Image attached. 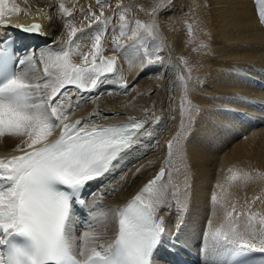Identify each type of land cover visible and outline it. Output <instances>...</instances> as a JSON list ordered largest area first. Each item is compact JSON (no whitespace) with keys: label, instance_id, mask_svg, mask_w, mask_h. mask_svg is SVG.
I'll return each mask as SVG.
<instances>
[{"label":"snow or ice","instance_id":"obj_1","mask_svg":"<svg viewBox=\"0 0 264 264\" xmlns=\"http://www.w3.org/2000/svg\"><path fill=\"white\" fill-rule=\"evenodd\" d=\"M260 2L264 5V0ZM96 4L98 13L91 7L85 13L87 27L95 26L89 50L43 51L38 61L43 66L42 73L34 71V52L20 55L12 42L0 40V138L18 141L13 149L18 154L0 157V264H158L159 250L168 235L164 218L158 215L169 188L163 182L167 172L163 166L125 205L112 210L114 239L107 244L102 242L92 224L78 238H72L77 208L87 204L85 190L92 185L104 189L105 182L115 176L145 136L151 135L150 122L143 118L129 117L126 122L113 125L92 123V116L70 119V113L80 103L79 99L73 101L76 97L82 99L81 94L94 93L111 83L128 87L124 76L117 75L118 53L141 47L145 37H152L155 27L140 19H135L133 25L127 19L129 9L120 3L112 16L103 10L105 0H96ZM53 9L61 18L73 15V9L66 7L63 0L49 11ZM21 11L16 3L0 0V25L8 26L6 18ZM260 15L264 17V10ZM113 18L119 22L118 33L113 29L114 54L105 56V26ZM67 27L71 44L83 29L71 24ZM21 31L43 34L38 23L21 26ZM125 37L134 44L121 43ZM74 54L80 55L79 64L73 63ZM143 56L141 71L162 63L158 54L151 56L145 51ZM182 100L179 115L181 128L186 131L191 120L185 107L186 90ZM183 139L178 132L167 142L166 162L174 150L182 155ZM251 178L248 172L229 177L244 181ZM104 194L101 191L99 196ZM92 196L95 200L97 194ZM212 200L216 202L215 194ZM241 216L247 217L242 227ZM179 229L180 223L177 232ZM205 238L209 242L207 249L216 256L227 257L230 264H240L252 253L264 256V215L237 212L233 206L225 211L219 227L209 220Z\"/></svg>","mask_w":264,"mask_h":264},{"label":"bare ground","instance_id":"obj_2","mask_svg":"<svg viewBox=\"0 0 264 264\" xmlns=\"http://www.w3.org/2000/svg\"><path fill=\"white\" fill-rule=\"evenodd\" d=\"M39 1L41 3L34 0H9V3L14 2L19 5L22 11L18 15L13 14L6 18L8 26L0 25V40L27 34L19 30L20 26L41 24L43 34L20 39L25 41V44L29 42L28 54L34 52L37 57V67L34 71L42 73L43 66L38 62L41 52L68 48L76 49L77 53L83 52L81 45L90 40L95 26L92 29L80 28L83 31L77 32L72 38V43L69 44V38L66 37L65 40L64 32H61L66 18L58 16L59 13L55 9L48 14L44 10V3L50 1ZM72 1L63 0V3L72 5ZM51 2L52 7L57 3L55 0ZM173 3L172 10L176 9V12L182 13V10L186 9L185 13L191 11L195 18H182L185 13H177L174 14V18L169 16V19H166L172 28L171 33L166 31V37L172 35L175 39L173 49L169 47L170 51L168 49L166 52H160L162 63L153 65L150 70L144 72L140 68L141 60L144 59L143 48L129 47L122 54L118 53V64L126 74L124 78L127 84L134 86L146 73L147 76L152 75V81H144L143 85L139 83L135 91L129 95L126 94V89L120 88L117 93L113 92L108 96L107 103L101 105L102 109H94L93 105L87 108L90 110L88 114L83 112L85 99L116 87L102 85L94 93L81 94L83 99L77 98L80 101L79 107L70 113V119L75 120L93 117L96 110L99 112L98 120L94 118L91 122L101 125L121 123L127 121L129 117H145L150 122L148 132L151 133L145 136L143 143L132 152L121 169L111 178L119 180L115 189L107 187L109 181H106L104 189L92 185L85 190L84 198L88 190L97 194L95 200L91 196L88 201L99 208L97 212H100L101 216L96 219L101 218V220L94 224L89 218L82 217L81 222L74 218L72 238H78L88 229V225L92 224L95 231L101 235L102 242L107 244L114 239L115 221L112 210L125 205L139 188L154 177L162 165L164 167L167 164L163 182L169 184V188L160 212L162 217L165 216L164 227L168 235L158 253V264H168L164 253L175 262L174 264H197L194 263L192 256L203 262L210 260L217 262L224 257L216 256L207 249L206 245L209 242L205 238L208 222L212 221L205 214V196L207 191H210L211 183L224 200V206L221 207L224 209L219 210V214L225 215L226 210L229 211V208L235 206L237 212L250 211L264 215V94L262 93L264 91V24L260 20L264 5L260 0H175ZM51 20L60 27L58 35L51 26ZM185 20L193 21L194 25L192 23L193 26L189 24L185 25L187 28H182L183 23L181 26L180 23ZM70 21L75 28H78L75 19L70 18ZM117 22L115 20L113 23L117 24ZM175 23L179 26H174ZM180 28L185 29L186 32L179 34ZM114 29H117L118 33L117 26ZM192 29L196 30L195 40L190 39ZM110 32L109 37H112V27ZM162 37L167 43L166 37L164 35ZM193 41L195 44L205 42L206 46H198L191 55ZM108 50H112V47ZM172 57L175 59L174 63ZM183 57H186V62L182 61ZM72 61L79 64L80 55L74 54ZM195 61L200 63L198 70H195L196 67L193 65ZM186 68L191 71H186ZM138 71L140 75H137ZM124 73L122 72L123 75ZM158 77L163 79L167 77L165 85L168 93L158 95L161 103L158 107L161 110L156 120L151 122L145 106L157 96V92L155 90L153 96L147 95V92L153 91L150 89L162 84L161 81H153ZM112 79L115 80V76ZM185 90L187 91L185 107L190 112L191 120L187 124L186 131L184 129L178 131L184 137L183 153L176 154L174 150L172 157L166 162L168 150L164 142L167 136L176 135L177 130L181 128L179 107L183 100L175 97L181 95L183 98ZM170 96L174 97L173 101L169 100ZM76 100L73 102L75 103ZM111 110L114 111L113 116L108 115ZM244 111L259 115L252 119L240 113ZM244 135L249 139L246 140L247 137L244 138ZM161 137L165 140L162 141ZM0 139V157L18 154L13 151L18 143L16 139L11 137ZM158 158H161L162 164L152 169H145L148 162L151 163ZM137 169L140 171L137 172ZM241 172H248L252 178L247 181L229 179L234 173L239 175ZM126 185L127 191L124 192ZM130 185L131 187L128 188ZM116 188L118 192L112 195L116 192ZM101 191L105 192L103 197L99 196ZM257 197L259 199H256ZM110 200L112 202H109ZM169 206L172 207L171 212ZM85 209L87 210L86 207ZM176 211L179 214L175 213ZM246 220L245 216L239 218L241 227ZM180 221L183 222V227L177 232V224ZM213 225L219 227V221ZM198 245L204 250L200 251ZM173 250L180 253L182 258L175 257L171 252ZM196 260L195 262H198Z\"/></svg>","mask_w":264,"mask_h":264},{"label":"rangeland","instance_id":"obj_3","mask_svg":"<svg viewBox=\"0 0 264 264\" xmlns=\"http://www.w3.org/2000/svg\"><path fill=\"white\" fill-rule=\"evenodd\" d=\"M34 1H36V2H38V3H41V1H39V0H34ZM50 2H46V3H44V10L49 14L51 11H49V9L52 7L51 6V0H49ZM57 3L59 2V0H55ZM72 1V0H71ZM17 2H19V1H17ZM69 2V1H68ZM73 2V4L72 5H68L69 3H66L65 5H66V7H68L69 9H73V15L71 16V17H67L66 19H64V21H63V27H62V29L63 30H61V32L63 33H65V35H64V33H63V36H64V38H65V40L67 39V38H69V28L67 27V25L68 24H71L72 25V22L70 21V18H73V19H75L77 22L75 23L76 24V27H78L77 29H80V28H85V29H89L88 27H87V24L89 23V21L88 20H86L85 19V13L87 12V10L89 9V7H91V9L93 10V11H95V12H99L100 11V8H99V6L96 4V0H73L72 1ZM173 2H175V0H105V7H104V12H105V14L107 15V16H112L113 15V12L114 11H117L116 10V8H115V6L117 5V3H120V4H122V5H124L125 7H127L128 9H129V12H128V14H127V19L129 20V21H131V22H133V25H134V20L135 19H140V20H142V21H144L145 23H152V24H154L155 25V27H154V31H153V34L154 35H152V37H145V39H144V41H143V45L141 46V48H143V53L145 52V51H147L148 52V54L149 55H151V56H155V55H159L160 54V52L161 51H163V52H166V50L168 51V49H169V47H170V49H173V47H174V39H173V37H172V35H170L169 36V38H167L166 37V31H168V32H170L171 33V31H170V29L172 30V28H171V24H169L167 21H166V19L170 16V17H172V18H174V14L176 15L177 13L178 14H183V13H185L186 12V9L185 10H182V13H180V12H176V9L175 10H172L173 9ZM68 5V6H67ZM19 6V5H18ZM110 6V7H109ZM20 7V6H19ZM153 9H155V11H153ZM44 10H42V11H44ZM188 10H189V8H188ZM189 12V13H188ZM163 14V16H161ZM58 15V14H57ZM83 15V16H82ZM186 15V16H185ZM58 16H60V15H58ZM161 18H160V17ZM179 16V15H178ZM51 18H54L53 16H51ZM182 18H195V15H193L192 14V12L191 11H187V13H185V14H183V17ZM169 19V18H168ZM177 18H175V20H176ZM55 20V19H54ZM54 20H51V26H52V28H54V32H56V35H58V33H59V25L57 24V23H55L54 22ZM115 20H117L118 21V19H116V18H113L112 20H111V22L109 23V24H107L105 27H106V34H105V37H104V42H103V44H104V47H105V49L106 50H108L109 49V47L111 48L112 47V44H113V36L112 37H109V35H110V28L112 27L113 29L116 27V26H118V23L119 22H117V24H114L113 22L115 21ZM186 21V22H185ZM184 22L183 21H181V23H180V26L182 25V23H183V27L182 28H187V26L189 25V24H191L192 25V23H193V25H194V22L192 21H189V20H185ZM190 22V23H189ZM47 25H48V27H49V24L47 23ZM84 25V26H83ZM185 25H187V26H185ZM192 25V26H193ZM174 26H179V24L177 25L176 23L174 24ZM50 28V27H49ZM109 30V31H108ZM181 30V31H180ZM180 30H178V33L179 34H181V32H184L185 31V29L184 30H182L181 28H180ZM108 31V32H107ZM195 31L196 30H194V29H192V32H191V36H190V39H192V40H195L194 39V36H195ZM186 32V31H185ZM184 32V33H185ZM129 35H130V32L128 33ZM165 36L166 37V39L168 40L167 41V43L165 42V40H164V38L162 37V36ZM67 37V38H66ZM160 37V38H159ZM180 38H181V36H180ZM170 40V41H169ZM152 42V43H151ZM90 43H91V41L88 39L87 41H85V43L84 44H82L81 46H82V49H83V52H87L88 50H89V46H90ZM121 43H123V44H126V45H130V43H132V44H134V41H131V40H126V37L125 38H123L122 40H121ZM173 43V44H172ZM192 48H191V50H190V54L191 55H193V53H195V50L198 48V46H206L205 44V42H203V43H199V44H195V42L193 41L192 42ZM26 46L24 47V50H23V55L25 54V53H28L29 52V50H30V48H28L29 46V42H26V44H25ZM79 48H81V47H79ZM85 48H87V49H85ZM157 48H159V52L157 53ZM170 49H169V51H170ZM105 50V52H104V55L105 56H111V55H113L114 53H113V50H108V51H106ZM119 56V55H118ZM175 61V59L172 57V61ZM174 61H173V63H174ZM182 61H184V62H186V57H183L182 58ZM153 65H158V63L157 64H153ZM153 65H150V66H148L145 70H144V72H146V71H148V70H150L151 69V67L153 66ZM193 65H194V67H196V69L195 70H198L199 68H200V63L199 62H197V61H195V62H193ZM118 73H117V75H120V74H122V72L124 73V71L122 70V68L121 67H119V64H118ZM165 67H167V64H165ZM186 71L187 70H189V71H191L190 69H188V68H186L185 69ZM150 73H153V72H150ZM123 75V74H122ZM126 74L124 73V75L123 76H125ZM137 75H140V71H138V73H137ZM144 75V74H143ZM167 77H165L164 79L161 77H158V78H153L154 80L153 81H155V82H160L161 81V85H158V86H155V87H153V88H151L150 90H153V91H149V92H147L148 94L147 95H149V96H153V92L156 90V92H157V96L156 97H154V99L149 103V104H147L146 106H145V109L148 111V113H149V117L151 118V122L152 121H155L156 120V117L159 115V111L161 110L160 109V107H158L159 105H161V103H160V98L158 97V95L159 94H167L168 93V89L166 88L167 87V85H165V79H166ZM115 79H116V76H115ZM144 81H152V75L151 74H149L148 76H147V73H146V75L142 78V79H140V80H138V81H136V83H135V85L133 86V85H130L129 83L127 84L128 85V87L127 88H124V89H126L127 90V93L126 94H132L134 91H135V88L137 87V85L139 84V83H141L142 85H143V83H144ZM169 81V80H168ZM110 85H112V86H116V87H114V89L113 88H111V90H107V92H104V93H102V94H97L96 96H93V95H91V96H89L87 99H85L84 100V103L86 104V105H83V112H86L87 114L90 112V110H88L87 108H89V107H91V106H93L94 105V109H102V107H101V105L102 104H104L105 102L107 103V101H108V96H111L112 95V93L113 92H115V93H117V90L118 89H120V87L118 86V84H115V83H111V84H108V86H110ZM150 87V86H149ZM116 88V89H115ZM150 92H152V93H150ZM145 93V92H144ZM263 94H264V91L262 92ZM180 96L181 95H178V96H176L175 98L176 99H178L179 98V100H182V96H181V98H180ZM77 98H79V97H76L74 100H76ZM145 98H147V97H145ZM83 99V98H82ZM169 100L171 101H173L174 100V97H172V96H170L169 97ZM95 106H97V108H95ZM264 107V106H263ZM109 114V116H113L114 114V111L113 110H111V111H109L108 112ZM240 113H242L243 115H247V116H250V117H252V119H253V117L255 118L257 115H259V114H250V113H246L245 111L244 112H240ZM153 114H155V117L153 118ZM152 115V116H151ZM98 116H99V112L98 111H96L95 110V115L93 116L96 120H98L97 118H98ZM182 128H179V130H177V132H176V134L178 133V131L180 132V130H181ZM174 136V135H173ZM173 136H167V138H166V140L164 139V138H162V141L163 140H165V142H164V144L166 145L167 144V142L169 141V140H171L172 139V137ZM245 137H247L246 135H244V138ZM241 138H243V137H240V139ZM249 138L247 137V139L246 140H248ZM1 140V139H0ZM160 140V139H159ZM166 149H167V147H166ZM156 152V151H155ZM152 153H154V152H152ZM163 163V161L161 160V158H158L157 160H153V162H151V163H149L148 162V164H146L145 165V169H152V168H154L156 165H158V164H162ZM136 165V164H135ZM163 166V165H162ZM166 169H167V164L164 166ZM119 175V174H118ZM114 180V181H113ZM119 180L118 179H115V178H113V179H111L109 182H107L108 184H107V187H111V188H114L115 187V185L117 186L119 183H117ZM214 185H213V183H211V185H210V191H207V194H206V210H205V214H207L208 215V218H211L212 219V223L213 224H216L217 223V221H219V225H221L223 222H224V219H225V215L223 214H219L220 213V211L221 210H223L224 208H221V207H223L224 206V204H223V199H222V196H221V194H220V192L219 191H217V190H215V188L213 187ZM127 185L124 187V192L125 191H127ZM131 187V185L130 186H128V188H130ZM115 189V188H114ZM140 190V188L138 189V191ZM90 192V193H89ZM118 192V190H117V188H116V192H114V193H112V195H114L115 193H117ZM88 193H89V196H88ZM92 193H95V191H91V190H88L87 191V193H86V196H85V200H86V198H87V201H88V199L92 196ZM213 194H215L216 195V197H217V200H216V202H214L213 200H212V196H213ZM134 195V194H133ZM99 199V198H98ZM112 200H114V199H112ZM112 200H110L109 202H112ZM99 201H101V199H99ZM92 206V207H91ZM94 206V207H93ZM168 206V205H167ZM86 208H87V210L90 212V216L89 217H86L85 216V218H89V220L90 221H93V223L94 224H97L100 220H101V218H98V219H96L97 217H99V216H101V214H100V212H97V211H99L98 209L99 208H97V207H95V205H93V204H90L89 203V201H88V203L86 204ZM93 208V209H92ZM97 208V209H96ZM232 208V207H231ZM231 208H229V211L231 210ZM169 210H170V212H171V210H172V207L171 206H169ZM215 210V211H214ZM220 210V211H219ZM175 211V210H174ZM98 214V216H94V214H96V213ZM215 212V213H214ZM219 212V213H218ZM175 213H177V214H179L177 211L175 212ZM107 214V212L105 211V215ZM161 214H162V212H159V215L161 216ZM104 215V216H105ZM165 217V216H164ZM163 217V218H164ZM88 220V221H89ZM164 226H165V224H164ZM183 227V222H181L180 221V228H182ZM175 233V232H174ZM179 242H177V244H178ZM176 246H178V245H176Z\"/></svg>","mask_w":264,"mask_h":264},{"label":"water","instance_id":"obj_4","mask_svg":"<svg viewBox=\"0 0 264 264\" xmlns=\"http://www.w3.org/2000/svg\"><path fill=\"white\" fill-rule=\"evenodd\" d=\"M31 25V24H30ZM26 27V26H25ZM19 28V30L21 31V26L20 27H18ZM21 32H23V31H21ZM24 33H27V32H24ZM28 34V33H27ZM30 34H32V35H38L37 33H30Z\"/></svg>","mask_w":264,"mask_h":264}]
</instances>
